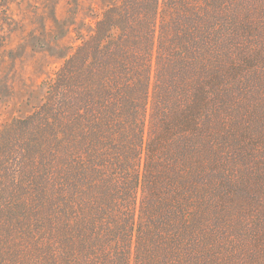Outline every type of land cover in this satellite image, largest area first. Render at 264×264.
Segmentation results:
<instances>
[{
  "label": "trees",
  "instance_id": "obj_1",
  "mask_svg": "<svg viewBox=\"0 0 264 264\" xmlns=\"http://www.w3.org/2000/svg\"><path fill=\"white\" fill-rule=\"evenodd\" d=\"M111 1L0 124V264H264V0Z\"/></svg>",
  "mask_w": 264,
  "mask_h": 264
},
{
  "label": "rangeland",
  "instance_id": "obj_2",
  "mask_svg": "<svg viewBox=\"0 0 264 264\" xmlns=\"http://www.w3.org/2000/svg\"><path fill=\"white\" fill-rule=\"evenodd\" d=\"M110 3L0 0V124L33 112L43 96L41 83L89 35Z\"/></svg>",
  "mask_w": 264,
  "mask_h": 264
}]
</instances>
